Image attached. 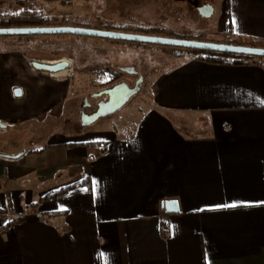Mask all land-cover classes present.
<instances>
[{"label":"crops","instance_id":"obj_1","mask_svg":"<svg viewBox=\"0 0 264 264\" xmlns=\"http://www.w3.org/2000/svg\"><path fill=\"white\" fill-rule=\"evenodd\" d=\"M96 1L11 2L40 15ZM213 35L264 48V0H222ZM61 60L65 78L31 66ZM72 61L0 48V264H264V59L187 56L127 125L69 135Z\"/></svg>","mask_w":264,"mask_h":264},{"label":"rangeland","instance_id":"obj_2","mask_svg":"<svg viewBox=\"0 0 264 264\" xmlns=\"http://www.w3.org/2000/svg\"><path fill=\"white\" fill-rule=\"evenodd\" d=\"M1 1L0 23L15 16H31L15 15L21 11V6L12 3V0ZM102 1L97 0L90 6H82L81 10L67 9L33 15L41 17L44 21L20 26H69L224 44L223 41H217L218 38L213 35L222 0H191L215 8V14L210 18H203L197 14L196 7L190 0H111L112 5L110 3L107 10H104L105 5ZM11 47L29 52L35 58L49 60L62 56L73 58L71 72L67 78L70 92L66 101L59 107L60 116L58 127L56 126L69 135L89 131V128L92 129L91 126L98 127L101 124L109 126L117 123L116 121L127 125L133 120V115L148 104L150 84L156 74L182 58L197 55V52H191L189 49L72 34L0 36V48ZM118 67L135 68L142 77L140 91L115 114L100 119L88 127H81L79 114L84 97L88 98L91 93L109 88L119 81L127 83L130 87L134 85L137 76L120 73ZM88 101L93 102L90 98ZM181 119L184 120L183 124L203 122L195 116H182Z\"/></svg>","mask_w":264,"mask_h":264},{"label":"water","instance_id":"obj_3","mask_svg":"<svg viewBox=\"0 0 264 264\" xmlns=\"http://www.w3.org/2000/svg\"><path fill=\"white\" fill-rule=\"evenodd\" d=\"M202 9V10H201ZM198 10L199 14L203 18H210L213 13V8L210 5L204 6ZM72 34L83 37H93L102 39H111L117 41L125 42H136V43H147L162 46H170L176 48H183L189 50L198 51H214L223 52L230 54H237L243 56H249L253 58L264 59V48L259 47H249L231 44H217L204 41H191V40H181L162 36H152L144 34H135L120 31H110V30H97L90 28H78L69 26H44V27H8L0 28V36H34V35H66ZM31 66L37 71L46 72L48 74H56L62 70L69 68V64L66 61H61L58 63H45L39 61H32ZM122 70L128 74L136 73L134 67H124ZM142 85V77L136 82L133 87H130L127 83L122 82L120 84L114 85L111 88L105 89L98 94L93 95L94 97H100L105 95L107 97L106 101H102L98 104L96 112L92 115H83L81 127H88L94 124L97 120L105 118L114 114L116 111L125 106L130 98L136 95L140 91V86ZM16 96H20V90L16 89L14 91ZM2 127L4 125H1ZM162 207L166 212L173 213L177 212V205L175 202L167 201L163 203Z\"/></svg>","mask_w":264,"mask_h":264},{"label":"trees","instance_id":"obj_4","mask_svg":"<svg viewBox=\"0 0 264 264\" xmlns=\"http://www.w3.org/2000/svg\"><path fill=\"white\" fill-rule=\"evenodd\" d=\"M44 21L39 16H29V17H11L7 19L6 21L0 23V28H8V27H21L20 25H34L36 23H41ZM149 35V34H145ZM155 36V35H152ZM228 44L231 45H240V46H249V47H259L262 45H255V44H246L239 41H232ZM197 52V55H195L198 59L210 63V64H225V63H233V64H241L244 60H250L253 57L249 56H243V55H237V54H230V53H223V52H214V51H198V50H191V52ZM85 183H76L70 186L63 187L59 189L58 191L54 192L53 194H50V197H58L66 192H68L71 188L84 185ZM56 215V214H54ZM53 216V215H52Z\"/></svg>","mask_w":264,"mask_h":264},{"label":"flooded vegetation","instance_id":"obj_5","mask_svg":"<svg viewBox=\"0 0 264 264\" xmlns=\"http://www.w3.org/2000/svg\"><path fill=\"white\" fill-rule=\"evenodd\" d=\"M191 1V0H190ZM194 5H195V7H196V10H195V12L197 13V14H199V12H198V10L199 9H201L202 7H204V6H207L206 4H199L197 1H191ZM202 10V9H201ZM200 15V14H199ZM124 67H118L117 69L120 71V73H126V74H128L127 72H125L124 70H122ZM128 75H130V76H137V79L135 80V82H134V85L136 84V82L139 80V78H140V76L138 75V73H137V71H136V73H134V74H128ZM123 81H119V82H117V83H115V84H113L111 87H113L114 85H117V84H120V83H122ZM133 85V86H134ZM132 86V87H133ZM111 87H109V88H111ZM105 89H108V88H105ZM105 89H102L101 91H103V90H105ZM101 91H99V92H101ZM99 92H95V93H91L90 95H89V97L88 98H90L93 102H89L88 101V98H86V97H84L83 99H82V104H81V111H80V114H79V124H80V126H81V122H82V116L83 115H92L94 112H96V110H97V108H98V104L100 103V102H102V101H106L107 100V97L105 96V95H102V96H100V97H94L93 95H95V94H98ZM133 97V96H132ZM131 97V98H132ZM130 98V99H131ZM124 107V106H123ZM120 110V109H119ZM118 110V111H119ZM117 112V111H116ZM115 112V113H116ZM114 113V114H115ZM113 115V114H112ZM111 116V115H110ZM107 117H109V116H106L105 118H107ZM101 119H104V118H101ZM100 120V119H99ZM98 121V120H97ZM96 121V122H97Z\"/></svg>","mask_w":264,"mask_h":264},{"label":"bare ground","instance_id":"obj_6","mask_svg":"<svg viewBox=\"0 0 264 264\" xmlns=\"http://www.w3.org/2000/svg\"><path fill=\"white\" fill-rule=\"evenodd\" d=\"M61 61H66L69 64V68H70V61L69 60H61ZM61 61H58V62H61ZM58 62H55V63H58ZM68 69L62 70V71L56 73V75L55 74H51V75H55L56 77H63V78H65L68 75V71H69Z\"/></svg>","mask_w":264,"mask_h":264},{"label":"built area","instance_id":"obj_7","mask_svg":"<svg viewBox=\"0 0 264 264\" xmlns=\"http://www.w3.org/2000/svg\"><path fill=\"white\" fill-rule=\"evenodd\" d=\"M71 66V65H70Z\"/></svg>","mask_w":264,"mask_h":264}]
</instances>
